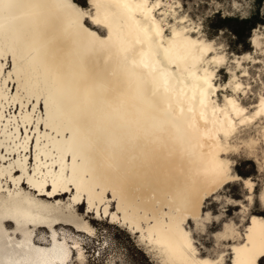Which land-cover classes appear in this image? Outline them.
Segmentation results:
<instances>
[{
	"label": "bare ground",
	"instance_id": "6f19581e",
	"mask_svg": "<svg viewBox=\"0 0 264 264\" xmlns=\"http://www.w3.org/2000/svg\"><path fill=\"white\" fill-rule=\"evenodd\" d=\"M42 2L54 3L55 0H42ZM71 2L78 3L77 0ZM160 3L166 6L164 0H160ZM91 5L92 0H89L88 8H91ZM78 6L84 7L81 3H78ZM158 10H160L158 14L164 15L166 21L165 39L170 35L169 32L167 33L168 25L175 26L177 30L188 27L189 32L186 35L192 39L199 38L206 41L209 39L190 19L184 22L181 16L179 19L174 18V22L170 24L167 8L162 7L155 11L157 20L160 19ZM92 11L94 12V9ZM49 13L56 18L64 16L63 11L59 9L45 11L46 16ZM59 26V20H51L47 26L41 24L46 31ZM15 27L19 39L16 33H0V148L4 145L9 154L14 152L18 154L8 166L0 165V260L10 258L20 261L36 258L38 254L35 250L42 249L44 259L52 260L54 264H61L62 257L59 251L66 249L69 256L65 264H68L74 250L77 251L78 257L83 254L81 238L71 236L72 234H63L61 239L57 235V226L74 227L76 231L88 235H93L95 232L90 223L78 222L64 208H69L71 204H77L80 208L81 199L85 195L89 213L93 207L98 209L106 202L107 193H111L117 201L118 211L112 212L111 220L127 224L132 232L140 231L142 240L147 241L150 247L154 248L155 245L146 239L149 236L148 229L156 223V219L149 218V213L160 220H164L165 217L172 220L183 215L184 225L181 227L188 231L185 224L193 216L200 219L206 199L226 183L239 178L231 171L230 160L223 156L227 151L237 147V143L231 141L235 136L218 141L213 138L216 135L214 131L210 136H205L202 127L199 129L189 127L187 112L181 115L174 101L169 107L162 93L154 89L146 77L131 74L130 61L134 57L139 58L140 44L134 41L130 43L127 61L117 54L115 49L112 50L111 59L106 65L102 57L89 58L87 61L89 69L98 65L104 69V72L97 80H80L77 76L80 86H88L92 89V94L88 98L81 95L78 99L70 101L67 94L57 91L50 79L32 63L25 43L31 36L30 21L22 20ZM85 27L95 32L97 36L107 34V29L103 25H97L91 19L85 21ZM193 27L200 31L193 33ZM88 39L84 37L83 43L87 44ZM252 41L256 47L259 46L260 40L257 35ZM82 51V48L76 50L65 48L61 53L67 65L77 73L79 67L76 60ZM221 54L225 55L222 52ZM246 57L248 56L241 55L236 58ZM7 60L11 62L12 68L5 73ZM239 61H237L238 66H240ZM222 69L223 66L216 68L215 77L218 87L217 96L214 98L220 106L224 104V96L231 94L222 83H217L218 73ZM234 75L237 74L232 71L230 79ZM221 90L224 91L222 99L219 98ZM37 98L43 105L47 99L48 108L43 107L44 114L34 119V112L39 105L36 102ZM29 103H32V110L29 109ZM242 106L248 109L247 114H251L259 106V97L253 106L247 107L243 103ZM15 107L19 108L18 115L11 113V109ZM7 110L12 115L6 117ZM40 122L44 124L43 131L39 129ZM257 122L261 123L260 131L264 138V118L256 117L244 127H252ZM33 123L37 131L36 140L39 138L40 143L37 145L35 141L34 144L35 164L31 174L27 169L26 153L31 143L28 129ZM20 125L25 129L24 136L21 134ZM209 128H212L211 124ZM248 139L255 138L250 136ZM243 142L247 141L244 139ZM4 157L5 155L0 152V158ZM219 161L226 163L232 177L223 184L216 182L212 171L213 166ZM61 167L65 176L72 178L74 175V182L64 181L63 187L58 182V190L52 193L49 186L53 187V175L59 176ZM13 171H21V175L15 177ZM6 173L16 186H19L22 176L25 175L27 183L29 178H32L36 186L28 184L38 191L39 195L47 193L50 198L61 199L69 191L75 192L71 201L64 207L40 201L23 192L21 187L7 194H1L3 187L1 177ZM145 174L153 175L156 179L150 189L143 192L145 198H150V201L146 206H139L144 209L142 213L138 207H130L126 200L129 178ZM45 180L47 182H44ZM244 181L247 185L249 182L252 184L249 178ZM40 184H43L42 188ZM108 206L105 205L104 213L108 212ZM125 208H128L127 212ZM5 211L7 216L4 215ZM253 215L258 221L255 231L259 232L262 227L259 221L264 217ZM209 218L210 215L207 213L205 219ZM199 219L194 221L198 223ZM4 221L12 223L14 228L19 230L18 239L13 240L7 236L2 229ZM28 225L40 229L48 227L50 229L48 239L45 238L35 244L31 232L27 229ZM223 228L225 229L217 232V236L219 240L232 241L230 264H233L236 255L232 249L247 240V233L253 225L249 219L244 237L233 227V224L226 223ZM197 252L199 253L198 249ZM197 259L221 260L222 264H226L224 252L216 257L203 256L199 253Z\"/></svg>",
	"mask_w": 264,
	"mask_h": 264
},
{
	"label": "snow or ice",
	"instance_id": "6c2138e0",
	"mask_svg": "<svg viewBox=\"0 0 264 264\" xmlns=\"http://www.w3.org/2000/svg\"><path fill=\"white\" fill-rule=\"evenodd\" d=\"M78 3H83L84 7H79ZM78 3H72L71 0H55L54 3H45L42 0H0V33H16L19 39L16 24L22 20L30 21L31 36L25 43L32 63L50 79L57 91L66 93L70 101L78 99L81 95L88 98L92 94L91 88L80 86L77 76L80 80H97L104 72V69L98 65L89 69L87 63L89 58L102 57L106 65L111 59L112 50L115 49L117 54L127 61L130 43L134 41L141 45V50L139 58L134 57L130 61L131 74L146 77L154 89L162 93L169 107L174 101L181 115L187 112L189 127L196 129L202 127L205 136H210L214 131L216 135L213 138L218 141L243 136L247 142L239 145L238 149H231L232 151L244 150L252 153L257 150L264 151V138L248 139L244 130V126L256 117L264 118V72L260 74L261 78L255 84L250 78L244 83L240 77L247 78L248 73L240 69L239 75H234L227 84L223 85L231 93L224 96L223 106H220L214 98L217 96L218 87L215 83L216 68L227 66L228 60L221 52L225 39L231 42L230 35L219 38L218 34H214L207 41L192 39L186 35L189 32L188 27L177 30L175 26L168 25L170 35L165 39V18L161 15L157 20L154 15L157 9L164 7L160 0H92L91 8H88L87 0H78ZM239 4L243 9L248 10L249 5L245 0H239ZM203 6L208 8L207 0ZM180 7L181 5L176 4L174 0L167 5L170 18ZM212 7L223 12L227 9H235L237 3L234 0H228L227 3L225 0H219L218 4H213ZM50 9L62 10L64 16L56 18L50 13L46 16L45 11ZM181 16L184 22L188 21V16L183 13ZM87 19H91L97 25H103L107 29V34L97 36L95 32L85 27ZM51 20H59L60 26L51 31L44 30L41 24L47 26ZM199 31L198 28H192L193 33ZM84 37L89 38L87 44L83 43ZM259 40L262 62H264V35H261ZM65 48L83 49L76 60L78 73L71 70L61 55ZM246 59L251 61L252 57L248 56ZM257 92L259 106L251 114H247L248 109L243 107L242 103H246V98ZM36 102L39 103L38 98ZM43 107L48 108L47 99ZM85 123H87L86 117ZM209 124L212 125L211 129ZM36 143L39 145V138ZM212 171L218 184L232 179L230 168L224 161L216 163ZM155 179V176L149 174L129 178L126 203L130 207H138L143 213L144 209L139 206H146L150 201V198H145L143 192L150 189ZM64 181L74 182V175L72 178L65 176L61 167L59 176L53 175L52 193L58 190L57 183L60 182L63 187ZM28 183L33 187L36 186L32 178H29ZM40 187L42 188L43 184H40ZM248 187H252L250 182ZM256 191L259 195L254 206L251 196L245 201L251 209L247 218L250 219L253 228L249 229L247 240L232 249L236 255L233 264H264V219L259 221L262 227L256 232L255 225L258 221L256 216L251 214L257 213L264 217V185ZM242 210L247 211V209ZM125 211L127 212L128 208H125ZM4 215L7 216V211ZM149 218L156 219V223L148 229L149 236L146 239L155 245L152 251L158 257L157 264H222L221 260L197 259L199 246L194 244V233L191 228L185 231L181 227L184 225L183 215L172 220L167 217L160 220L149 213ZM198 219L193 216L189 220V225L192 220L198 221ZM199 231L197 225L196 232ZM35 251L38 254L36 258L20 261L6 258L0 260V264H54L52 260L43 258L44 250ZM59 255L62 257L61 264H65L69 253L66 249H61ZM229 259L231 260V257Z\"/></svg>",
	"mask_w": 264,
	"mask_h": 264
},
{
	"label": "rangeland",
	"instance_id": "374dc122",
	"mask_svg": "<svg viewBox=\"0 0 264 264\" xmlns=\"http://www.w3.org/2000/svg\"><path fill=\"white\" fill-rule=\"evenodd\" d=\"M78 1V0H77ZM167 5L173 0H164ZM176 4L181 5L178 11H174V16H171L168 12V20L171 23L174 22V18H180L181 13L188 16L190 21H193L200 27L202 34L207 38H211L214 34H218L219 38H225L231 36V42L225 39L224 48L222 53L226 55L228 60L227 66H223L222 71L218 73L217 83L223 85L228 82L231 77V72H236L239 75L240 69L247 71L248 77L243 76L240 79L247 83L250 78L255 84L260 78L261 73L264 72V62H262V54L260 47H256L253 44L252 38L257 35L260 37L264 35V0H245L248 3V10L243 9L239 0H234L237 3L235 9H227L223 12H219L213 9V4H218L219 0H207L208 8L203 5L206 0H174ZM228 0H225L227 3ZM187 5L186 7L184 5ZM84 6L83 3H81ZM87 6L89 7V0H87ZM222 7V6H221ZM160 10L157 11V14ZM240 13V14H238ZM161 17L160 14H158ZM164 16V15H163ZM169 29H167V33ZM241 55L251 56V61L248 59H239ZM240 60V61H239ZM239 61L240 66H238ZM11 62L7 60L5 73L12 68ZM255 73V76H253ZM11 88L13 85H10ZM15 91V86L13 92ZM251 91V90H250ZM224 91L219 92V98H223ZM230 93V91H229ZM259 93L255 95H249L245 106H253L258 101ZM29 109L32 110V103H29ZM12 114L18 115L19 108H12ZM15 110V111H14ZM9 110L5 112L6 117L12 115ZM36 119L39 115L44 114L43 103L39 102L38 109L34 112ZM260 124L257 122L252 127H244L247 137H254L259 140L263 138L262 132L260 131ZM12 127V125H10ZM21 126V134L25 135V129ZM28 129L31 134L30 147L27 150V169L29 173H33L35 164V151L34 144L36 141L37 131L34 129L35 124ZM39 129L44 130V124L40 122ZM250 134V135H249ZM244 137H235L231 141L237 143V147L243 144ZM1 141V137H0ZM1 154L5 155L2 159L0 158V165L8 166L9 163L18 157L16 152L9 154L4 145L0 148ZM24 154V152H22ZM23 156V155H22ZM223 156H226L231 162V171L239 176L238 179L230 181L222 186L215 194L206 199L204 204L203 213L200 216L199 221L195 222L192 220L191 225L189 221L185 224L186 229L189 228L194 233V244L198 245L197 248L199 253L203 256L210 255L216 257L218 254L225 253V263L230 264L231 260L229 257L232 256L230 245L232 241L219 240L217 232L224 230L226 223L229 225L233 224V227L239 231L244 237L246 227L249 224L247 215L251 212L245 201L248 200L249 196L253 198L252 204L254 206L255 200L259 195L256 191L261 185H264V151L257 150L256 152H247L244 150L227 151ZM14 176L18 177L21 175V171H13ZM19 186L14 184L13 179L6 173L1 177V183L3 187L1 194H7L9 191H13L16 188L21 187L23 192L29 193L31 196L36 197L40 201L46 202L55 206H66L72 199L73 190L62 196V198L54 199L45 195H39L38 191L30 187L26 182L25 175L22 176ZM249 178L252 182V188H249L245 183V179ZM24 182V183H23ZM73 186L71 185V190ZM52 187L49 186V190ZM106 202L101 204L98 209L93 207L92 210L87 212V200L86 196L83 195L81 199V207L77 204L69 206L66 209L70 212L74 218L82 223L88 222L94 229L93 235L85 234L84 232H78L74 227L57 226V235L62 239L63 234L76 236L81 238L83 247V254L78 257L77 251L74 250L73 257H70L68 264H157V255L152 251V247L147 241L142 240L141 232H132L127 224L122 222L112 221V212L117 210V201L112 197L111 193H107ZM108 204V212L104 213V207ZM68 209V210H67ZM242 209H247L244 211ZM207 213L210 215L209 219H205ZM258 215L257 213H251ZM121 214H119L120 216ZM206 215V216H205ZM205 216V217H203ZM197 225H199L200 231L196 232ZM5 227V228H4ZM2 229L10 239H18L20 236L19 230H16L12 223L4 221ZM27 229L32 234V239L35 244L43 241L45 238L48 239L50 235V229L48 227L39 228L33 225H28ZM65 230V231H64ZM33 231V232H32ZM64 232V233H63ZM66 232V233H65ZM14 236V237H13ZM43 238V239H42ZM69 241L71 240L68 238ZM72 241V240H71ZM71 244V243H70ZM201 249L203 251H201Z\"/></svg>",
	"mask_w": 264,
	"mask_h": 264
}]
</instances>
